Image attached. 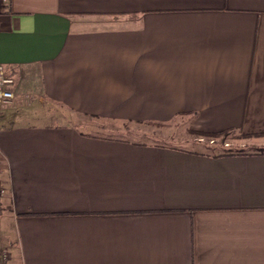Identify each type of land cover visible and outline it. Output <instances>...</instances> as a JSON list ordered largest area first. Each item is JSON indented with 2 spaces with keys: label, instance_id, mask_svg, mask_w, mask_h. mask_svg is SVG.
<instances>
[{
  "label": "crops",
  "instance_id": "0c3cea01",
  "mask_svg": "<svg viewBox=\"0 0 264 264\" xmlns=\"http://www.w3.org/2000/svg\"><path fill=\"white\" fill-rule=\"evenodd\" d=\"M0 65L5 264H264V150L197 141L264 146V0H10Z\"/></svg>",
  "mask_w": 264,
  "mask_h": 264
},
{
  "label": "rangeland",
  "instance_id": "374dc122",
  "mask_svg": "<svg viewBox=\"0 0 264 264\" xmlns=\"http://www.w3.org/2000/svg\"><path fill=\"white\" fill-rule=\"evenodd\" d=\"M64 111V110H62ZM74 121L78 124H82L83 123V128L87 129V131L89 130L91 133L93 134H99V135H103V136H114V137H122V138H129V139H152L151 135L147 136L148 134L151 133L152 130L157 131L158 127L155 126H151V128L148 129V127L146 128V132L144 136H142V126L140 124H133L130 125L129 127H133L136 128L135 131H125L124 129L116 128V129H111V126H107V124H105L104 121H100V120H96V119H92V118H88V117H80L75 115L74 116ZM102 126V128L100 127ZM101 128V129H100ZM236 136V134H226L222 137H220L219 139L222 140L223 142L221 144H210V138H203V137H198L197 141H199L200 143L204 144V147H208V146H212L210 149L212 150L213 153H222L225 150L226 151H232V152H239V151H257V150H264V146L262 147H255L252 144H247L246 146H234L230 143H227V141L232 140L234 137ZM204 140V141H201ZM218 141H216L217 143ZM208 145V146H207ZM209 148V147H208ZM229 149V150H228ZM0 264H5L0 262Z\"/></svg>",
  "mask_w": 264,
  "mask_h": 264
},
{
  "label": "built area",
  "instance_id": "2783aa9c",
  "mask_svg": "<svg viewBox=\"0 0 264 264\" xmlns=\"http://www.w3.org/2000/svg\"><path fill=\"white\" fill-rule=\"evenodd\" d=\"M10 6V0H0V15ZM16 80L14 75L7 73L3 65H0V113L4 108L15 99ZM204 141V140H201ZM214 140L210 141L213 144ZM2 187L0 185V199L2 196ZM9 260V254L6 250L0 249V262L6 263Z\"/></svg>",
  "mask_w": 264,
  "mask_h": 264
},
{
  "label": "trees",
  "instance_id": "16d2710c",
  "mask_svg": "<svg viewBox=\"0 0 264 264\" xmlns=\"http://www.w3.org/2000/svg\"><path fill=\"white\" fill-rule=\"evenodd\" d=\"M224 136L223 134H216V135H210L209 138L210 140H214V143L213 145L217 144L216 141L219 140L220 137ZM229 150V149H228ZM257 151H260L262 152L263 150H257ZM233 152L232 151H224L223 154H232Z\"/></svg>",
  "mask_w": 264,
  "mask_h": 264
}]
</instances>
